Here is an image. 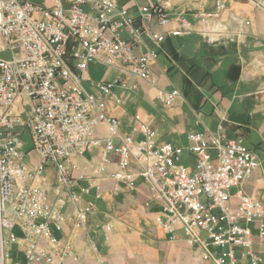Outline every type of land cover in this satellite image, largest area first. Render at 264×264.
Returning <instances> with one entry per match:
<instances>
[{
	"label": "built area",
	"instance_id": "1",
	"mask_svg": "<svg viewBox=\"0 0 264 264\" xmlns=\"http://www.w3.org/2000/svg\"><path fill=\"white\" fill-rule=\"evenodd\" d=\"M213 1L214 10L198 15L202 24L221 18L225 3ZM252 2L264 10V0ZM171 20L166 0L138 6L135 14L118 0H0V264L76 259L72 242L62 243L56 232H63L68 220L76 229L84 227L104 199L106 178L117 183L115 193L122 190L119 183L132 191L143 179L148 201L158 209L157 225L172 241L182 231L203 262L238 264L239 257L263 262L253 249V225L264 238V204L244 189L260 162L243 139L228 138L219 126L215 135L189 132L188 144L180 146L159 142L144 122L134 128L143 136L137 139L122 134L119 120L106 112L109 100L121 102L114 89L130 88L127 78L158 86L152 70L158 49L136 50L144 36L160 47L166 35L153 25L165 27ZM189 29L182 20L167 34L181 36ZM96 62L117 76L90 81V91L84 82ZM159 93L168 106L180 96L177 89ZM20 102L24 114L15 110ZM102 124L104 136L97 132ZM98 147L99 163L77 162ZM30 151L39 156L36 165L26 160ZM113 156L117 167L109 172ZM50 166L56 172L54 190L47 182ZM69 203L71 217L64 212ZM102 228L108 239L110 224ZM12 247L24 261L14 258Z\"/></svg>",
	"mask_w": 264,
	"mask_h": 264
},
{
	"label": "crops",
	"instance_id": "2",
	"mask_svg": "<svg viewBox=\"0 0 264 264\" xmlns=\"http://www.w3.org/2000/svg\"><path fill=\"white\" fill-rule=\"evenodd\" d=\"M150 1L118 0L133 14L138 6ZM223 1L225 9L221 18L202 24L198 15L214 10L213 0H166L170 24L163 27L155 22L153 25V30L166 35L165 40L158 47L144 36V45L136 50L158 49L159 56L152 64L158 86L129 77L130 88L114 89L121 102L109 100L106 112L119 120L122 134L141 139L142 134L134 132V128L144 122L156 131L159 142L180 146L188 144L187 135L191 131L215 135L221 126L228 138L243 139L256 154L260 167L245 181L244 189L264 204V10L252 0ZM182 20L190 24L189 31L176 37L168 35L169 30L181 27ZM93 64L105 69L102 77L90 76ZM116 76L115 69L92 63L84 85L94 91L90 81L112 80ZM160 89H177L180 96L172 105H165ZM97 130L101 136L107 133L103 124ZM101 148L77 162L82 167L90 159L99 163ZM112 158L109 172L117 167V156ZM47 178L50 188L57 189L53 168L48 169ZM102 184L104 199L97 203L84 227L76 229L68 220L64 231L56 232L62 243L72 242L77 255L76 259L65 258L62 264H212L202 261L200 252L189 246L182 231L172 241L157 225L158 209L148 201L149 185L143 179H137L132 191L119 183L122 188L119 193L113 191L117 184L113 180L106 178ZM73 210L74 205L69 203L64 212L71 217ZM107 223L111 226L108 239L102 228ZM253 230V249L264 264V238L258 236L255 224ZM12 253L16 260H25L15 247ZM238 264L250 263L239 257Z\"/></svg>",
	"mask_w": 264,
	"mask_h": 264
},
{
	"label": "rangeland",
	"instance_id": "3",
	"mask_svg": "<svg viewBox=\"0 0 264 264\" xmlns=\"http://www.w3.org/2000/svg\"><path fill=\"white\" fill-rule=\"evenodd\" d=\"M105 74V69L97 64H93V66L91 67V71H90V76L92 78H100ZM15 110L17 112H20L21 114H24L26 112V108L23 106L22 102H20ZM30 142H29V137L25 138V146L26 148L29 147ZM26 160L29 164L32 165H36L39 162V156L34 152V151H30L29 153H27L26 156ZM50 168L52 169V167L50 166ZM48 172V170H47Z\"/></svg>",
	"mask_w": 264,
	"mask_h": 264
}]
</instances>
